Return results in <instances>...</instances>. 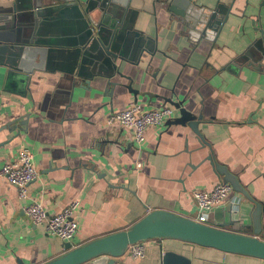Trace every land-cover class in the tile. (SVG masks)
Here are the masks:
<instances>
[{
  "label": "crops",
  "instance_id": "obj_1",
  "mask_svg": "<svg viewBox=\"0 0 264 264\" xmlns=\"http://www.w3.org/2000/svg\"><path fill=\"white\" fill-rule=\"evenodd\" d=\"M13 3L0 0V15H10L0 20L5 36H13ZM210 13L217 20L225 16L215 30L206 25ZM117 25L126 33L110 78L68 74L82 56L76 59V50L65 45L51 47L43 61L40 55L28 58L42 66L26 78L20 72L8 78L9 68L0 66V168L27 148L38 171L24 200L0 177V264H43L65 252L60 239L25 214L23 207L34 200L49 215L78 202L72 246L125 230L153 210L194 219L193 193L223 182L208 156L264 207V0H129ZM76 34L66 24L49 37L67 41ZM145 38L152 51L139 41ZM96 55L89 51L84 73L109 70ZM136 102L173 109L163 125L146 130L141 146L128 130L107 125L110 113ZM183 113L196 119L201 137L190 122L177 123ZM253 209L232 189L206 224L250 236L258 228L264 240V208L257 224ZM145 243L143 258L127 250L114 264H162L165 253L186 259L184 264H264L173 239Z\"/></svg>",
  "mask_w": 264,
  "mask_h": 264
},
{
  "label": "water",
  "instance_id": "obj_2",
  "mask_svg": "<svg viewBox=\"0 0 264 264\" xmlns=\"http://www.w3.org/2000/svg\"><path fill=\"white\" fill-rule=\"evenodd\" d=\"M128 7L129 0H14L9 9L12 13V21L8 26L10 27L9 33L13 36H5L0 32V66L9 68L8 78L16 75V72H20L26 78L34 69L42 66L31 63L28 58L32 59L40 55V61H43L51 47L65 45L76 50L73 53L76 59L82 56L79 66L75 61L71 67L73 69H66L68 74L87 78L89 81L94 75H104L102 77L110 78L116 70V60L123 54L118 48L126 33V29L117 25V21ZM97 9L99 11H96ZM171 10L174 11V8L171 7ZM8 15L1 14L0 20L8 18ZM206 17H208L206 25L212 30H215L216 26L221 25L225 20V16H218L219 20H217L215 13H210ZM18 22L21 25L17 27L15 24ZM66 24H71L75 28L76 36L67 41L49 37L53 28H61ZM2 28L3 24L0 23V29ZM139 41L146 45L147 39H139ZM147 43L145 49L152 51V46L150 47L149 42ZM81 48L85 50L81 52ZM94 50L97 51L95 58L107 64L109 70L103 73L101 71L93 74L84 73L82 64L89 56V51ZM4 53H7L6 59L3 58ZM109 84L116 83L109 82ZM27 118L28 115L21 118L20 125L26 126ZM186 122H190L191 129L201 137L196 119L183 113L177 123ZM207 160L223 176L224 183L229 184L232 189L241 191L254 204L252 217L254 223L257 224L258 216L264 208L262 204L251 198L241 187L237 178L230 174L224 166L214 163L211 156H208ZM259 232V229L255 228L253 236L238 234L169 211L153 210L125 230L78 246L65 242V252L43 264H84L100 257L111 258L107 264H114V258L123 255L129 246L150 239H173L264 261V240L257 236ZM186 262V259L174 253H165L162 256V264H184Z\"/></svg>",
  "mask_w": 264,
  "mask_h": 264
},
{
  "label": "built area",
  "instance_id": "obj_3",
  "mask_svg": "<svg viewBox=\"0 0 264 264\" xmlns=\"http://www.w3.org/2000/svg\"><path fill=\"white\" fill-rule=\"evenodd\" d=\"M172 114L173 109L170 107L144 108L136 102L127 108L110 113L107 125L117 124L128 130L133 143L141 146L145 140L146 130L152 126L163 125ZM37 176L38 171L33 163L32 154L27 148H21L15 159L4 162L0 168V177L17 188L21 200L27 198V187ZM231 191V186L224 182L216 183L210 190L195 191L193 199L197 215L194 220L206 224L210 211L222 204ZM77 207L78 202L74 201L60 212L49 215L41 203L34 200L27 203L23 210L33 225L43 226L48 234L57 237L63 243H71L78 230V224L74 219ZM145 249L146 243L143 241L129 246L127 250L134 259H141L145 255Z\"/></svg>",
  "mask_w": 264,
  "mask_h": 264
},
{
  "label": "rangeland",
  "instance_id": "obj_4",
  "mask_svg": "<svg viewBox=\"0 0 264 264\" xmlns=\"http://www.w3.org/2000/svg\"><path fill=\"white\" fill-rule=\"evenodd\" d=\"M195 219V218H194Z\"/></svg>",
  "mask_w": 264,
  "mask_h": 264
}]
</instances>
